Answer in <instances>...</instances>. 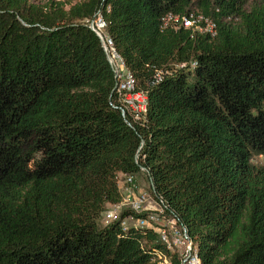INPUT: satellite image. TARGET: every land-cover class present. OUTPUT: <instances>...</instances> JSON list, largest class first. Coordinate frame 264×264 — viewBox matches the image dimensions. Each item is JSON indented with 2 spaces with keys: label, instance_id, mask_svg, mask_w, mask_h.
<instances>
[{
  "label": "trees",
  "instance_id": "1",
  "mask_svg": "<svg viewBox=\"0 0 264 264\" xmlns=\"http://www.w3.org/2000/svg\"><path fill=\"white\" fill-rule=\"evenodd\" d=\"M192 12L214 37L161 30ZM96 13L143 119L117 108ZM257 157L264 0H0V264H152L156 232L100 223L119 175L146 176L201 264H264Z\"/></svg>",
  "mask_w": 264,
  "mask_h": 264
},
{
  "label": "built area",
  "instance_id": "2",
  "mask_svg": "<svg viewBox=\"0 0 264 264\" xmlns=\"http://www.w3.org/2000/svg\"><path fill=\"white\" fill-rule=\"evenodd\" d=\"M160 23L161 30L186 29L200 35L209 34L211 37L216 35L215 24L197 12L186 16L168 14L160 19ZM87 26L99 39L114 75L115 101L122 117L128 115L134 121L143 119L147 108V96L137 89L133 76L115 51L111 39L105 33L106 24L101 15L96 13L94 18L87 22ZM160 80L161 75L157 73L156 81ZM118 179L123 181L121 199L118 203L107 205L100 218L101 225H118L122 230L156 232V242L161 248L151 249L152 264H201L197 247L186 227L168 208L163 198L155 193L150 182L144 189L137 185L136 179L132 176L123 179L118 176Z\"/></svg>",
  "mask_w": 264,
  "mask_h": 264
},
{
  "label": "rangeland",
  "instance_id": "3",
  "mask_svg": "<svg viewBox=\"0 0 264 264\" xmlns=\"http://www.w3.org/2000/svg\"><path fill=\"white\" fill-rule=\"evenodd\" d=\"M36 1L39 2L40 0H36ZM254 163L259 164V165H263L264 164V158H261V157L254 158ZM119 177H120V175H119ZM136 181H137V185L144 188V189H146L149 186V183L147 182L146 176H144V175L137 177ZM118 187L122 190V188H123V181L122 180L118 181Z\"/></svg>",
  "mask_w": 264,
  "mask_h": 264
}]
</instances>
